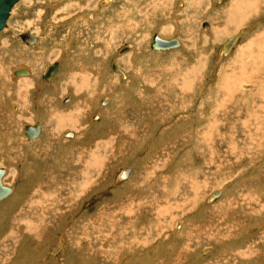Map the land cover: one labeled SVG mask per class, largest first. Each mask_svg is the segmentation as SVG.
I'll return each instance as SVG.
<instances>
[{
    "label": "rangeland",
    "instance_id": "1",
    "mask_svg": "<svg viewBox=\"0 0 264 264\" xmlns=\"http://www.w3.org/2000/svg\"><path fill=\"white\" fill-rule=\"evenodd\" d=\"M104 1L0 31V264H264V0Z\"/></svg>",
    "mask_w": 264,
    "mask_h": 264
},
{
    "label": "water",
    "instance_id": "2",
    "mask_svg": "<svg viewBox=\"0 0 264 264\" xmlns=\"http://www.w3.org/2000/svg\"><path fill=\"white\" fill-rule=\"evenodd\" d=\"M19 0H0V30L3 29V27L7 23V19L10 15L12 6L14 3H16ZM21 37L27 41L32 42L36 39L35 35H33L30 31H22ZM180 41L175 37L171 36L169 38H162L158 36L156 32L153 33L151 46L152 48L161 49V48H169L178 46ZM59 66V61L55 60L53 63L50 64L46 72L43 74V78L48 80L51 78V75L55 73ZM27 69L25 68H19L16 70V73H26ZM26 134L33 138L39 134L40 131V125L38 122L34 124H26ZM5 172L4 167H0V199L7 196L9 192L12 190V186L4 183L2 180L3 174Z\"/></svg>",
    "mask_w": 264,
    "mask_h": 264
},
{
    "label": "bare ground",
    "instance_id": "3",
    "mask_svg": "<svg viewBox=\"0 0 264 264\" xmlns=\"http://www.w3.org/2000/svg\"><path fill=\"white\" fill-rule=\"evenodd\" d=\"M20 1V0H19ZM19 1H17L16 3H14V5L12 6V9H11V12H12V10H13V8L16 6V4L19 2ZM106 2L107 1H109V0H105ZM104 1V2H105ZM235 2H237V1H235ZM247 4V3H246ZM242 5V4H241ZM246 8V7H245ZM11 12H10V14H11ZM230 14V13H229ZM10 16V15H9ZM9 18V17H8ZM232 18V17H231ZM8 20V19H7ZM209 25V23H206V25ZM6 25H7V23H6ZM5 25V26H6ZM207 25V26H208ZM4 26V27H5ZM3 27V28H4ZM209 29V28H208ZM2 30V29H1ZM0 30V31H1ZM158 34V33H157ZM158 36H160L159 34H158ZM35 37H36V39L35 40H33L32 42H30V41H27V40H25V39H23V40H25V42L27 43V44H30L31 45V43H36V41L39 39V37L38 36H36L35 35ZM161 37V36H160ZM176 38H177V36H175ZM162 38H164V37H162ZM179 41H180V39L179 38H177ZM108 41V40H107ZM236 41V38L235 37H230L229 38V40H228V43L225 45V49L222 51V52H224V53H227V52H229V49L231 48V46L234 44V42ZM182 43H181V41H180V43H179V45H181ZM152 47V46H151ZM179 47V46H178ZM163 49V48H162ZM157 50V49H156ZM168 50V49H167ZM60 65V64H59ZM50 66V65H49ZM48 66V67H49ZM48 67H47V69H48ZM21 68H25V69H27V72L26 73H16V70L17 69H19V67L18 68H16V69H14L13 70V74H15V75H17V74H23V76H29V75H31V73H32V71L31 70H29V68L28 67H20V69ZM46 69V70H47ZM120 71H122V69H120ZM46 72V71H45ZM56 72V71H55ZM55 74V73H54ZM53 74V75H54ZM53 75H51V78L53 77ZM74 75V74H73ZM72 75V76H73ZM20 76V75H19ZM42 78H43V76H42ZM51 78L50 79H48V81L50 82L51 81ZM87 78V77H86ZM44 79V78H43ZM45 80V79H44ZM83 81H84V79H83ZM86 81V80H85ZM84 81V82H85ZM88 81V80H87ZM49 82H46V83H49ZM84 82H83V84H84ZM85 86V85H84ZM71 96V95H70ZM253 117V116H252ZM38 123H39V125H40V131H39V134L38 135H40V133H41V123L39 122V121H37ZM34 123H36V122H34ZM34 123H32V124H34ZM243 123V122H242ZM245 123V122H244ZM27 124H31V123H27ZM247 124H248V122L247 123H245V125L247 126ZM25 126H26V124H24L23 125V132H24V135L26 136V139L30 142L32 139H31V137H29L27 134H26V128H25ZM260 126V125H259ZM258 126V127H259ZM242 129H243V131L246 133V134H248L247 133V129H249V128H246L245 126H242ZM258 129H260V128H258ZM262 129V128H261ZM250 130V129H249ZM259 131H261V130H259ZM258 131V132H259ZM249 132V131H248ZM68 132H65V134H67ZM37 135V136H38ZM255 135H256V133H255ZM67 136L68 137H73L74 136V132L73 131H71V133L69 132L68 134H67ZM250 136H251V134H250ZM252 136H253V134H252ZM251 136V137H252ZM36 137V136H35ZM247 137V136H246ZM34 138V137H33ZM261 138V137H260ZM253 139H254V137H253ZM256 139V138H255ZM262 140V139H261ZM257 142V141H256ZM5 168V171H6V167H4ZM7 173V172H6ZM3 176H4V174H3ZM2 180H3V177H2ZM4 182V181H3ZM5 183V182H4Z\"/></svg>",
    "mask_w": 264,
    "mask_h": 264
},
{
    "label": "crops",
    "instance_id": "4",
    "mask_svg": "<svg viewBox=\"0 0 264 264\" xmlns=\"http://www.w3.org/2000/svg\"><path fill=\"white\" fill-rule=\"evenodd\" d=\"M51 82V81H50ZM42 130H43V125L41 124V132H42ZM41 134V133H40Z\"/></svg>",
    "mask_w": 264,
    "mask_h": 264
}]
</instances>
